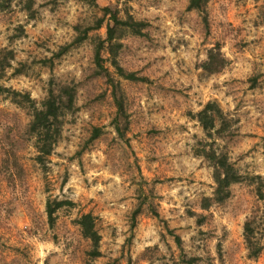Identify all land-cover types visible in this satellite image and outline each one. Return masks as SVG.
I'll use <instances>...</instances> for the list:
<instances>
[{
	"label": "rangeland",
	"instance_id": "1",
	"mask_svg": "<svg viewBox=\"0 0 264 264\" xmlns=\"http://www.w3.org/2000/svg\"><path fill=\"white\" fill-rule=\"evenodd\" d=\"M101 7L148 22L147 35L114 40L118 64L144 79L120 76L108 44L100 48L128 114L125 137L94 62L105 24L71 43L74 26L93 23ZM207 20L208 29L187 0H0V264H264V0H209ZM214 44L229 63L209 73L201 63ZM65 86L74 107L40 163L29 104L16 92L38 103ZM209 100L231 123L215 146L241 174L221 202L211 199L212 164L195 153L211 139L191 114ZM53 199L72 203L50 224ZM85 212L101 235L97 257L75 223Z\"/></svg>",
	"mask_w": 264,
	"mask_h": 264
},
{
	"label": "trees",
	"instance_id": "2",
	"mask_svg": "<svg viewBox=\"0 0 264 264\" xmlns=\"http://www.w3.org/2000/svg\"><path fill=\"white\" fill-rule=\"evenodd\" d=\"M94 3L95 0H90ZM209 0H187V9L196 10L202 14L203 23L208 29L207 20V2ZM103 13L94 19V22L81 27L76 24L74 28L78 32L73 42H80L88 37L89 31L99 29L105 24V37L96 36L94 48V62L98 71H103L108 81L112 84V95L117 108L116 116L113 119V124L116 132L120 137H125V128L128 122V114L124 107L123 98L116 94L118 89L117 84L113 81L109 69L103 64V57L100 54V48L104 43L108 44V51L110 53V64L115 68L123 78L127 79H144L142 76H136L133 72H125L118 64L116 59L117 48L120 42L114 40L122 35L125 31L135 35H147L146 27L148 22L143 19H136L131 13L126 12L125 17L122 18L116 13L112 12L107 7H101ZM66 46H62L60 51L66 50ZM229 60L222 54L220 46L214 44L207 48L206 59L201 63V67L209 73L218 72L223 69ZM1 64V62H0ZM23 98L19 100L20 103L24 101L29 105L31 110V120L28 125L29 132L35 137L36 160L40 163L44 162V158L49 155L55 145L61 131L63 117L65 113L74 107L75 88L74 86L62 87L57 94L53 89H49L47 95L38 103L33 100L26 92H16ZM191 117L196 119L204 131L206 138L211 139L209 142L200 141L195 153L206 158L214 168L215 187L213 190L212 200L214 202H221L230 196V187L233 183L240 181L241 174L231 162L226 151L219 150L215 146V138L221 136V133L227 131L230 126L228 120L219 106L214 100H209L204 103L201 109L192 113ZM122 120L123 127L120 125ZM100 128L94 127L92 138L99 134ZM70 200H47L46 213L50 224L54 222V212L63 204H71ZM205 208V207H204ZM96 218L91 212L80 214L75 223L78 225L81 235L89 240L92 249L89 252L92 257L101 255L99 250V243L101 235L96 226ZM251 221L246 220L244 224V237L248 249H250V256H256L260 251V245L253 240V231ZM176 237V242L180 246V237ZM191 263V260H188Z\"/></svg>",
	"mask_w": 264,
	"mask_h": 264
}]
</instances>
